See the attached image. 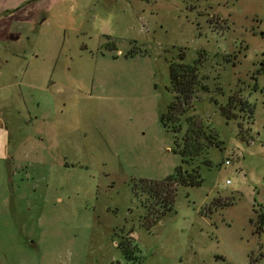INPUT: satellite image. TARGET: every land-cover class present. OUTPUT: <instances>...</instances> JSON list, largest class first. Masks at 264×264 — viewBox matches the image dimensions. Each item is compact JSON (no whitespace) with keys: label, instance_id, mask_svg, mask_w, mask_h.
<instances>
[{"label":"rangeland","instance_id":"1","mask_svg":"<svg viewBox=\"0 0 264 264\" xmlns=\"http://www.w3.org/2000/svg\"><path fill=\"white\" fill-rule=\"evenodd\" d=\"M15 2L24 28L0 21V264H264V0ZM170 63L197 69L177 134L159 121ZM177 148L202 183L164 210L142 180L171 174Z\"/></svg>","mask_w":264,"mask_h":264},{"label":"trees","instance_id":"2","mask_svg":"<svg viewBox=\"0 0 264 264\" xmlns=\"http://www.w3.org/2000/svg\"><path fill=\"white\" fill-rule=\"evenodd\" d=\"M196 70L197 69L195 66L187 64H169L171 90L174 96L173 101L167 107V111L159 115V121L161 126L166 131H170L173 134H177L181 130L179 125H172L173 116L177 110V104L183 105V102H185L190 98L191 95L194 94L196 84ZM231 103L232 102L230 99L225 107H221V113L227 120L233 117V113H231L232 108H229ZM186 108L187 107L183 106L181 111H183V113H186L188 111V109ZM175 153L179 154L182 159L181 164L176 166L171 174L167 175L161 181L142 180L148 194H151V196H153L154 198L156 197V199H159L156 200L158 201L156 202V206L160 205L164 208V210H170L174 201V195L178 188L196 187L200 186L202 183V179L200 177L198 169L196 167H190L183 159V156L186 155H184L182 151L180 152L178 148L175 149ZM223 204H228V202H221L218 198L213 199L210 202L209 211L211 212V208H213L214 210L215 208ZM263 222L264 218L263 216H260L258 219L259 225L257 227L259 231H261ZM119 248H121L123 252H125V257H128L127 253L129 252V249L127 248V246L120 245Z\"/></svg>","mask_w":264,"mask_h":264},{"label":"crops","instance_id":"3","mask_svg":"<svg viewBox=\"0 0 264 264\" xmlns=\"http://www.w3.org/2000/svg\"><path fill=\"white\" fill-rule=\"evenodd\" d=\"M16 0H10L9 1V6H5L6 7V9H4V10H0V21H7V19L9 20V22H10V25H9V29L11 30V31H17V32H20V29H22V27H23V24L22 23H20L19 22V18H18V20H17V22L15 21V20H10L11 19V17H13L14 15H15V13L17 12V9L18 8H16V9H14L16 6L18 7V5H19V2H15ZM34 1H36V0H31V2H34ZM40 1V0H39ZM31 2H28L27 4H29V3H31ZM22 5V4H21ZM8 7H11L14 11H12V9H10V8H8ZM12 12V13H11ZM24 28V27H23ZM12 42H14V41H12ZM1 76V75H0ZM1 80V79H0ZM4 130H6L5 128L3 129L2 128V125H1V121H0V132H4ZM7 138H8V136H6V138L4 139H1V135H0V143H1V141H6L7 140ZM6 145V144H5Z\"/></svg>","mask_w":264,"mask_h":264},{"label":"built area","instance_id":"4","mask_svg":"<svg viewBox=\"0 0 264 264\" xmlns=\"http://www.w3.org/2000/svg\"><path fill=\"white\" fill-rule=\"evenodd\" d=\"M229 162L228 161H225V164H228Z\"/></svg>","mask_w":264,"mask_h":264}]
</instances>
